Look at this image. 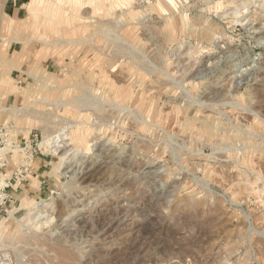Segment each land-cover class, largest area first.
<instances>
[{"label":"rangeland","instance_id":"374dc122","mask_svg":"<svg viewBox=\"0 0 264 264\" xmlns=\"http://www.w3.org/2000/svg\"><path fill=\"white\" fill-rule=\"evenodd\" d=\"M28 12L23 47L48 66L0 112V152L31 147L48 183L15 195L0 252L264 264V0H32Z\"/></svg>","mask_w":264,"mask_h":264},{"label":"crops","instance_id":"0c3cea01","mask_svg":"<svg viewBox=\"0 0 264 264\" xmlns=\"http://www.w3.org/2000/svg\"><path fill=\"white\" fill-rule=\"evenodd\" d=\"M31 2L32 0H0V112H4L3 116L15 109L13 105H18L20 100L28 96L22 92L21 87L33 78L35 67L42 64L45 68L48 66V60L43 57L40 47L34 43L23 47L22 40L24 32L28 31V8ZM47 166L46 157L36 158L33 174L16 196L38 195L48 183L46 176L49 172L45 171Z\"/></svg>","mask_w":264,"mask_h":264},{"label":"built area","instance_id":"2783aa9c","mask_svg":"<svg viewBox=\"0 0 264 264\" xmlns=\"http://www.w3.org/2000/svg\"><path fill=\"white\" fill-rule=\"evenodd\" d=\"M5 136H7L6 126L2 125L0 126V150H4ZM34 141L36 142L37 138ZM18 147L15 145L9 151L0 152V219L11 215V206L15 201V195L27 183L34 172L35 152L30 151L31 147L26 148V152ZM15 152H18L17 157ZM20 152L21 154H19ZM12 159L14 161H11ZM0 264L12 263L7 256L1 253Z\"/></svg>","mask_w":264,"mask_h":264},{"label":"bare ground","instance_id":"6f19581e","mask_svg":"<svg viewBox=\"0 0 264 264\" xmlns=\"http://www.w3.org/2000/svg\"><path fill=\"white\" fill-rule=\"evenodd\" d=\"M16 151V150H15Z\"/></svg>","mask_w":264,"mask_h":264}]
</instances>
